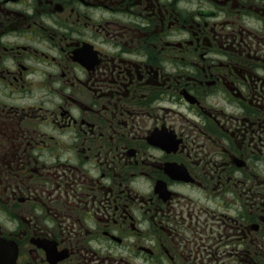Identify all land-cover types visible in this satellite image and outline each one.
<instances>
[{
  "label": "flooded vegetation",
  "instance_id": "af4514ba",
  "mask_svg": "<svg viewBox=\"0 0 264 264\" xmlns=\"http://www.w3.org/2000/svg\"><path fill=\"white\" fill-rule=\"evenodd\" d=\"M0 236L264 264V0H0Z\"/></svg>",
  "mask_w": 264,
  "mask_h": 264
},
{
  "label": "water",
  "instance_id": "95a60500",
  "mask_svg": "<svg viewBox=\"0 0 264 264\" xmlns=\"http://www.w3.org/2000/svg\"><path fill=\"white\" fill-rule=\"evenodd\" d=\"M10 254V246L3 240H0V264H7V258Z\"/></svg>",
  "mask_w": 264,
  "mask_h": 264
},
{
  "label": "rangeland",
  "instance_id": "374dc122",
  "mask_svg": "<svg viewBox=\"0 0 264 264\" xmlns=\"http://www.w3.org/2000/svg\"><path fill=\"white\" fill-rule=\"evenodd\" d=\"M3 226H4V229H6V230H7V229H9L10 223H9V222H7V223H6V225H3ZM6 226H7L8 228H7ZM7 231H8V230H7Z\"/></svg>",
  "mask_w": 264,
  "mask_h": 264
}]
</instances>
